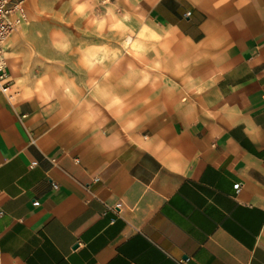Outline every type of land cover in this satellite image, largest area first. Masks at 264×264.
<instances>
[{
  "label": "crops",
  "instance_id": "crops-1",
  "mask_svg": "<svg viewBox=\"0 0 264 264\" xmlns=\"http://www.w3.org/2000/svg\"><path fill=\"white\" fill-rule=\"evenodd\" d=\"M46 1L25 0L29 22L5 55L13 87L12 98L0 91V264H264V0H115L130 10L131 31L109 33L114 44L105 26L44 36ZM157 29L179 66L164 74L171 87L145 112L151 122L128 136L123 109L109 112L98 97L151 61L143 37ZM146 75L129 109L165 86ZM37 81L42 95L28 102L23 89ZM60 81L75 85V99L54 115ZM82 108L102 113L98 126L107 119L101 133L117 134L98 143L124 148L95 156L87 137L66 131Z\"/></svg>",
  "mask_w": 264,
  "mask_h": 264
},
{
  "label": "clouds",
  "instance_id": "clouds-1",
  "mask_svg": "<svg viewBox=\"0 0 264 264\" xmlns=\"http://www.w3.org/2000/svg\"><path fill=\"white\" fill-rule=\"evenodd\" d=\"M71 5L75 6V11L83 12L84 5L79 4L78 0H70ZM159 35L148 34L143 38L148 41L146 50L154 53L151 61L145 64L143 68L136 71L129 78L123 79L122 81L113 84L107 91L101 92L98 97V104L102 105L103 109L111 112L113 109L121 110V116L119 118V124L123 125V128L127 129L126 135L132 136L138 132L139 125L142 122L151 121L145 115V112L151 111V106L160 100L161 96L168 91L171 87L170 82L166 81L165 73H175L178 66L175 61V54L173 52L172 57H168V52L173 51V49H165L161 41L167 39L169 33L164 32L162 29L156 30ZM155 41L156 43H152ZM167 57V59H166ZM182 63V62H181ZM148 71L156 73L152 79L154 81L165 82V86L159 91L154 90V95L145 97L144 100L133 108L129 109L127 105V100L132 94L129 90L139 91L144 87L145 84L149 82V77L146 75ZM137 77L139 79H137ZM23 84V82H21ZM42 85L37 81L36 85L32 88L23 89L24 99L28 102L38 100L42 95ZM57 92L59 93V100L53 97L54 103L51 105L52 113L54 115L65 113L69 110L65 109L62 105V101H73L75 99V85L72 84L70 87H65L63 81L58 82L55 85ZM123 89L124 91H120ZM177 90L180 91L177 86ZM192 90L191 87L188 89ZM183 101L181 100L177 105V118L180 119V112L183 108ZM102 115V113L97 110L96 112L88 111L86 109H80L77 112H72L68 115L65 122L66 131L72 133L79 138H88V143L91 145V151L93 155L104 157L112 151H117L123 149L125 146L124 140H119L117 143L111 145V147L100 144L97 142L96 137L98 135L104 134L111 138L116 133L105 132L101 133L100 129L108 125L107 119H105V125H97V117ZM157 116L160 115L159 112L156 113ZM110 126V125H108ZM151 143H154L159 148L165 146V140L163 137L154 135Z\"/></svg>",
  "mask_w": 264,
  "mask_h": 264
},
{
  "label": "rangeland",
  "instance_id": "rangeland-1",
  "mask_svg": "<svg viewBox=\"0 0 264 264\" xmlns=\"http://www.w3.org/2000/svg\"><path fill=\"white\" fill-rule=\"evenodd\" d=\"M79 4L84 5L83 12L75 11V6L71 5L70 0H47L42 9L40 23L37 30L44 36L51 37L59 33H82L106 28L108 33V44H114L109 39V33L122 32L125 34L131 31L130 10L121 9L115 0H78ZM102 22L103 24H100ZM123 46L129 45V41H122Z\"/></svg>",
  "mask_w": 264,
  "mask_h": 264
},
{
  "label": "built area",
  "instance_id": "built-area-1",
  "mask_svg": "<svg viewBox=\"0 0 264 264\" xmlns=\"http://www.w3.org/2000/svg\"><path fill=\"white\" fill-rule=\"evenodd\" d=\"M28 22L25 0H0V91L8 94L10 98L13 81L5 56L7 46L17 30Z\"/></svg>",
  "mask_w": 264,
  "mask_h": 264
}]
</instances>
